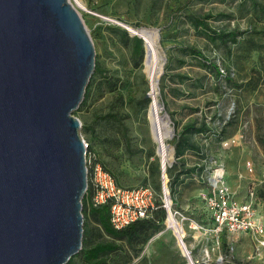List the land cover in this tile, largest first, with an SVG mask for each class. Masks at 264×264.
<instances>
[{
    "label": "rangeland",
    "instance_id": "374dc122",
    "mask_svg": "<svg viewBox=\"0 0 264 264\" xmlns=\"http://www.w3.org/2000/svg\"><path fill=\"white\" fill-rule=\"evenodd\" d=\"M82 1L87 10L78 7L75 1L71 0L90 34L96 52L95 59L99 67L107 72L105 78L110 77L111 83L119 80L120 86L116 92L110 93L107 85L102 87V82L97 80L87 106L78 108L73 115L82 123L80 132L85 143L93 146L101 160L105 158L108 160L109 168L117 182L129 187L151 185L159 194L162 193L160 161L156 154L157 144L153 140L147 118L150 102L147 103L145 100L151 98L146 97L150 87L144 62L141 69L134 68L129 51L108 31V27L126 29L114 22L103 21L101 16L118 20L133 28L134 25H139L140 28L158 30L160 45H157V51L159 56H162L160 62L162 71L157 96L164 107L163 114H168L171 123L173 134L172 138L167 140V145L173 151L172 162L177 159L173 147L174 138L180 133L182 126L190 121L198 122L199 125L206 123L207 129L213 130L216 135L220 134L223 140L210 135L208 137L196 135L193 142L198 147H204L208 161H217L224 165L228 184L240 199L247 195L249 189H254L258 198L257 212L264 222V81L259 87L249 84L250 86L244 87L242 91H236L202 69L198 59L186 57L181 51L183 48L196 46L207 55L219 58L221 62L223 53L214 50L208 40L200 37L190 27L185 15L209 13L215 15L220 11L235 13L234 19L210 22L214 28L224 30L237 28L244 31L248 27V20L239 19L236 12L239 2L231 3L233 6L231 8L221 0H213V3L199 0ZM152 1H155L157 8H151ZM244 50L241 49L240 61H237L236 65L232 63L237 81L241 77H246V80L250 81L257 76L258 73L254 70L259 66L256 65H261L264 71V56L260 58L257 52L246 53ZM179 61H185L181 68ZM177 73L187 75L190 81L186 85L177 84L173 78ZM197 83L203 84L201 89H194ZM179 90L186 95L176 96ZM113 99L116 106L121 101L124 103L119 113L123 117H128L135 147L140 149L142 154L128 157L122 146L112 145L120 138L115 132L116 127L101 125L95 128L92 125L94 117L103 116L108 112ZM91 131H96L101 141L109 140L108 150L111 158L106 156L101 143L92 139ZM237 137L239 141L237 144L223 145V142ZM183 160L186 162V168H190L196 162L195 157L190 154ZM247 162L253 163L254 173L247 172L245 168ZM240 173L245 177L241 181L238 180ZM206 190L205 185L187 180L186 184L178 189V205L172 208V212L177 208L184 216L201 223L204 227L200 233H196V239L192 236L191 230L187 231L189 236L184 239L195 264H264V251L257 257L255 245L251 246L248 236H240L234 244H227L225 234L217 239L212 223L207 221L206 210L200 197V193ZM171 201L172 204L176 203L174 198ZM165 214L167 217V213ZM177 219L187 230L191 222L183 223L180 217ZM87 224L90 229H96L91 220H88ZM160 225V231L153 235L139 254L135 255L128 250L126 257H114L110 264H188L175 233L167 227V218ZM103 239L107 237L104 235Z\"/></svg>",
    "mask_w": 264,
    "mask_h": 264
},
{
    "label": "water",
    "instance_id": "95a60500",
    "mask_svg": "<svg viewBox=\"0 0 264 264\" xmlns=\"http://www.w3.org/2000/svg\"><path fill=\"white\" fill-rule=\"evenodd\" d=\"M95 56L70 0H0V264H67L82 248L88 169L73 112Z\"/></svg>",
    "mask_w": 264,
    "mask_h": 264
},
{
    "label": "trees",
    "instance_id": "16d2710c",
    "mask_svg": "<svg viewBox=\"0 0 264 264\" xmlns=\"http://www.w3.org/2000/svg\"><path fill=\"white\" fill-rule=\"evenodd\" d=\"M162 1V0H161ZM206 3H213V0H199ZM238 1L236 12L239 19H247L248 27L244 31H239L237 28L232 30H224L221 28H214L210 21H226L235 18V13L220 11L213 14H187L186 20L191 28L199 34L200 37L205 38L211 44L214 50H219L223 53L222 61L217 57H211L207 55L202 49L196 46H190L181 49L186 57L191 56L199 60V66L207 71L213 78L219 79L225 82L236 91H242L244 87L251 85H261L264 81V71H262L261 65L255 67L257 76H254L250 81L246 80V77H241L239 81L236 80V70L234 65L237 61H240L242 52L241 49H245L246 53L257 52L261 56H264V0H221L222 3L233 7L231 3ZM151 8L155 9V1H152ZM160 9V5L158 6ZM136 29L140 28L139 25H134ZM108 31L117 39V41L126 48L130 53V59L135 69H141L142 63L145 58L144 41L137 36H131L127 30L120 28L108 27ZM236 51V52H234ZM245 53V54H246ZM246 56V55H245ZM179 67H183L185 61H179ZM95 71L89 81L86 88L84 100L79 106V109L86 107L92 94L93 87L97 80L102 82L103 85H107V89L110 93L116 92L119 88V80L111 83V78H105L106 71L102 70L98 62L95 63ZM223 69L226 75H222L220 69ZM258 69V71H257ZM264 69V67H263ZM179 85H186L190 78L187 75L177 73L173 76ZM249 85V86H250ZM203 84L197 83L194 85V89H201ZM186 94L179 90L176 96L183 97ZM189 95V94H188ZM101 96V95H99ZM117 100V99H116ZM150 102L151 100L146 99ZM116 101L113 99L110 103L108 112L103 116L94 117L92 125L95 128L101 125L108 127H116L115 131L120 135V138L115 145L116 147H123L124 153L128 157H133L142 154V151L135 147L134 137L131 133V129L128 125V117L120 115L119 110L124 107L122 101L118 106L115 105ZM206 123H199L190 121L182 126L180 133L174 138L173 147L175 150V156L177 160L172 167L167 168L166 174L169 178V189L172 199H176L175 205H178L177 195L178 189L186 184L192 175L195 173L196 168H186V162L183 158L187 155H193L197 159L208 158L204 152V147H198L193 142V137L196 135H209L223 140L219 135H216L213 130L207 129ZM96 134V136L94 135ZM92 139L100 142L105 150V154L108 158H111L109 149V140L105 142L101 141L97 135L98 133L92 132ZM88 153L96 156L95 162L100 164L103 170L108 172L114 179L116 185L123 189H132L135 187L124 186L117 182L115 175L109 168L108 160L106 158L101 160L98 153L94 151L92 145L87 143ZM209 160V158L207 159ZM149 170V166H148ZM148 186V185H141ZM151 186V185H150ZM138 187V186H136ZM94 195V187L90 182V173L88 175V189L83 198V210L84 217V232L81 250L74 255L67 264H110V261L114 257L127 256L128 250L135 255L139 254L153 235L160 231L161 223L165 221L166 211L161 205L154 212L153 219H144L137 221L122 230H115L110 222V203L102 206H95L91 199ZM91 220L96 229H90L87 221ZM97 230V231H96ZM107 239H103V236ZM228 244V243H227ZM205 264V263H200ZM239 264V263H237Z\"/></svg>",
    "mask_w": 264,
    "mask_h": 264
},
{
    "label": "built area",
    "instance_id": "2783aa9c",
    "mask_svg": "<svg viewBox=\"0 0 264 264\" xmlns=\"http://www.w3.org/2000/svg\"><path fill=\"white\" fill-rule=\"evenodd\" d=\"M101 19L106 22L119 23L117 20L105 16H101ZM220 72L222 75H226L222 68ZM238 142L237 137L223 142V145L233 146ZM85 149L88 175L90 173V182L94 187L91 202L95 206L110 203V222L115 230H122L140 220L153 219L154 212L159 208V205L165 209L168 217L169 211H172V208L176 206L171 201L170 180L166 171L167 168L173 166L177 159L174 163L168 164L165 170L161 167L162 193L159 194L150 185L132 189L119 188L112 176L95 162L96 156L88 153L86 143ZM207 159L195 158L196 162L191 167H195L196 170L190 178V180L207 187L206 191L200 193L206 210L207 221L212 223L213 232L218 237L217 239L220 235L225 234L228 244H234L240 236H248L255 244L257 257H260L259 255L264 251V222L257 212L258 198L256 192L254 189H249L247 195L240 199L239 195L228 184L224 165ZM245 168L249 174L254 173L253 163L247 162ZM244 178V175L240 173L238 180L241 181ZM167 198L171 201L170 204L167 203ZM173 211L174 216L180 217L183 223L191 222L187 230L182 224L185 233L183 239H180L181 243L183 244V240L189 236L188 230L193 231L192 236L196 239V233H200L204 229L202 224L184 216L177 208ZM175 236L179 242V234H175ZM206 254L208 255V251Z\"/></svg>",
    "mask_w": 264,
    "mask_h": 264
},
{
    "label": "bare ground",
    "instance_id": "6f19581e",
    "mask_svg": "<svg viewBox=\"0 0 264 264\" xmlns=\"http://www.w3.org/2000/svg\"><path fill=\"white\" fill-rule=\"evenodd\" d=\"M75 4L82 8L83 10L86 9V5L82 0H74ZM87 10V9H86ZM106 17V16H105ZM119 22L118 24L129 30L133 35L140 37L144 41L145 45V58H144V66L145 72L149 82V95L151 98L149 109L147 113V118L150 123L151 134L153 137L154 142L157 144V151L156 154L160 161V169L163 167L165 170L168 164H171L173 161V151L167 145V140L172 138V128L169 118L165 117L163 114L162 105L158 100L157 92L159 86V78L162 71V66L160 64L162 60V56L160 57L157 51L158 44V37L159 35L154 29L142 27V28H133L131 25L126 23ZM137 37V38H138ZM160 49V48H159ZM161 50V49H160ZM159 50V51H160ZM167 203L170 204L171 201L167 198ZM167 227L172 230L176 235L179 234V243L183 248V253L186 258H188V254L185 251L184 246L186 247L187 251H190L183 240V244L181 243L180 239L184 236L185 230L182 228V224L179 220L174 216L173 212L170 210L167 217ZM155 239V238H154ZM183 239V238H182ZM192 261L193 258L191 253L189 254ZM194 262V261H193ZM195 263V262H194Z\"/></svg>",
    "mask_w": 264,
    "mask_h": 264
},
{
    "label": "crops",
    "instance_id": "0c3cea01",
    "mask_svg": "<svg viewBox=\"0 0 264 264\" xmlns=\"http://www.w3.org/2000/svg\"><path fill=\"white\" fill-rule=\"evenodd\" d=\"M250 239V238H249ZM250 242H251V246L253 245H255L254 243H253V241L250 239ZM239 244V243H238ZM237 247H238V245H237ZM240 247V246H239Z\"/></svg>",
    "mask_w": 264,
    "mask_h": 264
}]
</instances>
